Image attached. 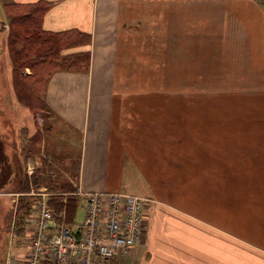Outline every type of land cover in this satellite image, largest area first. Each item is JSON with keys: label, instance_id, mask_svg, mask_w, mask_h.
Here are the masks:
<instances>
[{"label": "crops", "instance_id": "crops-1", "mask_svg": "<svg viewBox=\"0 0 264 264\" xmlns=\"http://www.w3.org/2000/svg\"><path fill=\"white\" fill-rule=\"evenodd\" d=\"M48 1L53 6L43 28L89 34L88 44L68 50L89 51V62L86 70L50 75L46 106L36 112L47 114L37 121L14 95L7 47L3 51L10 96L6 111L18 120L3 127L15 130L18 124L23 134L20 145L11 146L0 122L12 175H41L39 189L58 191L62 201L75 197L77 208L79 189L150 198L143 242L128 253L131 258L121 254L108 264L122 257L138 264H264V115L255 118L235 105L249 116L223 123L216 108L214 119L203 124L200 115L176 119L175 112L176 96L264 95V2ZM0 2L3 7L5 1ZM191 2L201 4V21H192ZM3 28L8 34V24ZM191 47L202 48V67H195L193 75L176 67ZM190 78L207 82L176 90V79ZM199 106L193 107L196 113ZM204 127L210 130L202 134ZM202 176L214 185L213 221L202 217ZM70 184L75 190L63 191ZM27 198L28 213H21V199L16 202L18 217L8 246L31 234L29 216L36 201Z\"/></svg>", "mask_w": 264, "mask_h": 264}, {"label": "built area", "instance_id": "built-area-1", "mask_svg": "<svg viewBox=\"0 0 264 264\" xmlns=\"http://www.w3.org/2000/svg\"><path fill=\"white\" fill-rule=\"evenodd\" d=\"M45 191L37 193L29 216L31 234L11 240L4 264H108L143 242L151 199L126 191L79 189L75 194L82 198L84 218L68 223Z\"/></svg>", "mask_w": 264, "mask_h": 264}, {"label": "trees", "instance_id": "trees-1", "mask_svg": "<svg viewBox=\"0 0 264 264\" xmlns=\"http://www.w3.org/2000/svg\"><path fill=\"white\" fill-rule=\"evenodd\" d=\"M52 6L53 3L48 0L27 4L11 3L6 6L11 8V11H6L11 15L6 47L12 64L14 92L18 101L35 113L46 106L44 89L50 75L61 69L86 70L90 56L89 51H68L88 44L89 34L77 29L54 32L43 28L45 14ZM4 149V143L0 140V190L10 182H18L22 184L19 191L28 192L29 179L21 174L17 178L12 175V163ZM64 189L74 191L75 187L70 184L64 186ZM49 202L57 213L65 212L66 222L74 223L72 215L77 209V198L69 195L65 201L55 197ZM20 203L21 213H28L31 201L22 198Z\"/></svg>", "mask_w": 264, "mask_h": 264}, {"label": "rangeland", "instance_id": "rangeland-1", "mask_svg": "<svg viewBox=\"0 0 264 264\" xmlns=\"http://www.w3.org/2000/svg\"><path fill=\"white\" fill-rule=\"evenodd\" d=\"M5 3H3V7L0 5V122H2V127L5 126V121L14 120L16 123H18V120L12 116L8 118V114L6 111V105L8 99H10V96L8 94V86H7V75H6V65H5V56L3 51L6 50V32L4 30V25L8 24L11 15L8 14L6 11H11L10 7H6L7 5H10L11 2H8V0H3ZM264 2V0H262ZM2 2H0L1 4ZM191 10H192V21L197 22L202 20V7L201 4L198 3H190ZM177 59V58H176ZM202 67V48L199 47H191L189 49L184 50V54L181 55L180 60H176V67L177 68H188L190 69V73H194L195 67ZM11 71V70H10ZM178 74V73H177ZM176 74V75H177ZM10 85L12 82V76H10ZM175 88L176 90L179 89H193L197 88L200 84L201 86L199 88H202V82L206 83L207 81L197 80L190 78L189 80H178L175 81ZM181 87V88H178ZM208 91V90H205ZM244 92L247 90H243ZM14 95H16L14 93ZM17 97V96H15ZM14 97V98H15ZM175 109H176V119H192V118H198L199 115L202 119V123L205 124L203 121H207V119H214L215 117V111L214 109L220 108L222 111H218L219 113V119L220 121L223 120V123L226 121H231L233 119H242V115H248V112H244L242 115L237 109V111L234 109V106L237 105L238 108L241 106V109L244 108L246 110L250 111V115L252 116L255 114V118H263V112H264V95L260 96H248V95H242V96H216L213 94L207 95L202 93V96H176L175 97ZM17 101V100H16ZM230 103V104H229ZM200 104V112L196 113L194 110L196 108H193L195 105ZM252 104L254 106H252ZM225 105H228L229 107H223ZM231 105V107H230ZM198 107V106H196ZM189 108H192L191 110ZM189 109V110H188ZM252 111V112H251ZM225 112V113H221ZM39 113V112H38ZM34 113L36 120L41 117L42 114L46 115L47 112H40ZM41 114V115H40ZM223 114V115H222ZM16 115V114H15ZM198 115V116H197ZM17 116V115H16ZM207 118V119H206ZM222 119V120H221ZM38 121V120H37ZM18 124H16L15 130H11L7 127L2 129L4 131V137L6 140L15 146L20 145L17 143L19 136L23 137V134H21V130L18 129ZM210 130L209 127L202 128V134L208 133ZM20 131V132H19ZM213 134V133H211ZM213 143V142H211ZM18 144V145H17ZM18 151V150H17ZM19 164V167H21V161H17ZM26 164V163H25ZM206 171V169H203ZM209 171V169H207ZM211 172V170H210ZM22 175V174H21ZM24 175V174H23ZM16 177V176H15ZM20 177V176H19ZM30 184V190L28 192H34L35 194H30L29 196H23L21 191H19V187L22 185H19L18 182H14L11 185H8L6 188L0 190V264L4 263L5 255L8 251V240L10 239V235L8 233L12 230V226L14 222H17V213H16V202L18 203V199L24 198L25 201L28 199L27 197H31L33 201H37V198L40 197L39 194V186L37 183L38 180H42V176L36 175L35 172L27 176ZM17 178V177H16ZM209 176H202V217L207 218L208 221H213V215H214V201H215V195L213 190V183L210 184L208 182ZM37 179V180H36ZM38 181V182H37ZM40 183V182H39ZM21 192V193H20ZM49 195L48 198H55L59 194L58 191L52 190L50 191L47 189ZM15 199L16 201H13ZM150 199V198H149ZM50 200V199H49ZM150 203V202H149ZM75 221L76 222H82L84 218V209L82 205H80L75 213ZM16 224V223H15ZM17 225V224H16ZM132 253V252H131ZM128 254L127 256L132 257V254ZM124 260L127 257H122ZM122 258L121 260H114L111 264H138L137 259H132L128 261H124ZM137 261V262H136Z\"/></svg>", "mask_w": 264, "mask_h": 264}]
</instances>
